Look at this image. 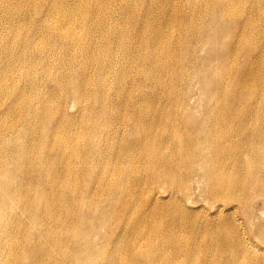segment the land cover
I'll use <instances>...</instances> for the list:
<instances>
[{"label": "bare ground", "instance_id": "obj_1", "mask_svg": "<svg viewBox=\"0 0 264 264\" xmlns=\"http://www.w3.org/2000/svg\"><path fill=\"white\" fill-rule=\"evenodd\" d=\"M261 244L264 0H0V264Z\"/></svg>", "mask_w": 264, "mask_h": 264}, {"label": "rangeland", "instance_id": "obj_2", "mask_svg": "<svg viewBox=\"0 0 264 264\" xmlns=\"http://www.w3.org/2000/svg\"><path fill=\"white\" fill-rule=\"evenodd\" d=\"M133 1V0H132ZM115 2V1H114ZM115 5V4H114ZM196 93L192 96V98H191V104L194 106V105H196V103L198 102L197 100H198V96L197 95H199V92L200 91H195ZM205 100V101H204ZM204 100H201V102H203V103H205L206 102V98H204ZM69 108H70V106H69ZM197 109H200V103H198V107H197ZM197 109H194V110H197ZM260 206H261V203H260ZM261 208V207H260ZM261 246H262V248H264V246L261 244Z\"/></svg>", "mask_w": 264, "mask_h": 264}]
</instances>
